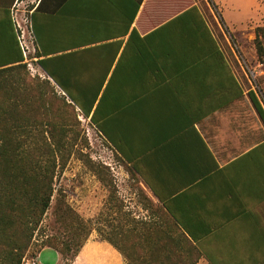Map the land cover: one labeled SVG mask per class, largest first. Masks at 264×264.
<instances>
[{
	"label": "crops",
	"instance_id": "obj_1",
	"mask_svg": "<svg viewBox=\"0 0 264 264\" xmlns=\"http://www.w3.org/2000/svg\"><path fill=\"white\" fill-rule=\"evenodd\" d=\"M19 3L34 69L97 97L93 110L102 99L101 134L163 209L112 240L92 233L70 264H264V125L223 11L193 24L177 0H0V68L17 64ZM34 263L63 257L47 247Z\"/></svg>",
	"mask_w": 264,
	"mask_h": 264
},
{
	"label": "trees",
	"instance_id": "obj_2",
	"mask_svg": "<svg viewBox=\"0 0 264 264\" xmlns=\"http://www.w3.org/2000/svg\"><path fill=\"white\" fill-rule=\"evenodd\" d=\"M177 19L206 24L196 7ZM263 31L264 27L257 28L255 45L264 64ZM23 61L20 50L17 64L0 68V264H23L27 258L51 205L58 170L72 155L69 137L80 123L78 117L90 119L104 135L97 121L102 99L93 110L97 97L77 96L66 82L54 79L65 96L49 79L32 78ZM248 96L264 125L258 96L252 90ZM157 210L163 215L162 208ZM160 228L159 224L143 225L150 234ZM85 243L76 242L75 237L62 242L52 239L44 241L39 251L52 248L71 262Z\"/></svg>",
	"mask_w": 264,
	"mask_h": 264
},
{
	"label": "rangeland",
	"instance_id": "obj_3",
	"mask_svg": "<svg viewBox=\"0 0 264 264\" xmlns=\"http://www.w3.org/2000/svg\"><path fill=\"white\" fill-rule=\"evenodd\" d=\"M193 7L208 17L212 11L219 18L223 11L227 26L221 18L219 21L226 33L227 54L241 59L243 83L254 88L264 107V64L255 45L257 28L264 27V0H177L178 12ZM260 34L264 51V31ZM27 70L32 78H42L33 65H27ZM78 120L69 137L72 155L58 170L51 205L23 264H35L44 241L75 237L76 242H87L92 233L112 240L136 228L137 219L153 214L163 218L132 167L90 119L80 115ZM62 257L63 264L71 263L67 255Z\"/></svg>",
	"mask_w": 264,
	"mask_h": 264
},
{
	"label": "built area",
	"instance_id": "obj_4",
	"mask_svg": "<svg viewBox=\"0 0 264 264\" xmlns=\"http://www.w3.org/2000/svg\"><path fill=\"white\" fill-rule=\"evenodd\" d=\"M13 18L18 32V42L24 61L28 66L32 65L34 35L30 11L27 6H20V3L13 10Z\"/></svg>",
	"mask_w": 264,
	"mask_h": 264
}]
</instances>
